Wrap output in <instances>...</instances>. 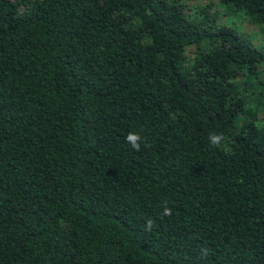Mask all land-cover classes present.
Here are the masks:
<instances>
[{"label": "trees", "instance_id": "trees-1", "mask_svg": "<svg viewBox=\"0 0 264 264\" xmlns=\"http://www.w3.org/2000/svg\"><path fill=\"white\" fill-rule=\"evenodd\" d=\"M222 9L264 34V0H0V264H264V50Z\"/></svg>", "mask_w": 264, "mask_h": 264}, {"label": "rangeland", "instance_id": "rangeland-1", "mask_svg": "<svg viewBox=\"0 0 264 264\" xmlns=\"http://www.w3.org/2000/svg\"><path fill=\"white\" fill-rule=\"evenodd\" d=\"M190 7H201L205 6L208 8V12H212L214 9L215 0H183ZM207 5V6H206ZM220 10V15L218 16L217 23H214L217 26L225 25L232 28L236 31L237 34L244 36L247 41L251 44L263 48L264 50V34L259 33L256 30V27L252 24L246 22L241 18L237 12H231L228 10ZM194 55V47L189 46L186 50V56L188 59L192 58ZM257 115L259 119L264 120V116L258 111Z\"/></svg>", "mask_w": 264, "mask_h": 264}, {"label": "clouds", "instance_id": "clouds-1", "mask_svg": "<svg viewBox=\"0 0 264 264\" xmlns=\"http://www.w3.org/2000/svg\"><path fill=\"white\" fill-rule=\"evenodd\" d=\"M141 136L136 132H129L125 140L132 147V149L139 151L141 147ZM209 144L214 147H223L222 134H210L208 137ZM146 147L148 145H145ZM163 215H171V209L166 207L163 210ZM153 226V221L151 219L147 220L145 223V229L150 231Z\"/></svg>", "mask_w": 264, "mask_h": 264}]
</instances>
